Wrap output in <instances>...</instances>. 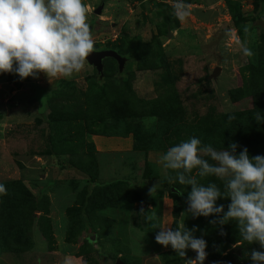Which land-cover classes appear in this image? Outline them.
<instances>
[{
	"label": "rangeland",
	"instance_id": "374dc122",
	"mask_svg": "<svg viewBox=\"0 0 264 264\" xmlns=\"http://www.w3.org/2000/svg\"><path fill=\"white\" fill-rule=\"evenodd\" d=\"M82 2L94 50H114L124 63L105 57L99 72L87 61L71 79L51 81L0 74V264L195 258L158 244L160 229L145 216L195 227L207 242L204 264H253L251 251L264 249L243 241L235 221L184 214L191 186L168 183L175 173L160 157L192 136L264 155V122L253 118L264 116V0H185L183 22L170 15L175 0ZM200 182L222 188L215 177ZM216 203L227 211L230 198Z\"/></svg>",
	"mask_w": 264,
	"mask_h": 264
},
{
	"label": "clouds",
	"instance_id": "9594fccd",
	"mask_svg": "<svg viewBox=\"0 0 264 264\" xmlns=\"http://www.w3.org/2000/svg\"><path fill=\"white\" fill-rule=\"evenodd\" d=\"M171 7L170 15L180 22L191 15L185 0H175ZM87 12L82 0H0V74L15 73L23 80L38 78L42 72L51 81L71 79L80 73L94 51ZM244 31L247 36V26ZM241 48L244 56L254 55L246 44L242 43ZM253 118L264 122L260 111ZM237 147L232 142L230 151L217 150L192 136L169 147L160 162L165 170L175 173L168 183L191 186L184 214L215 215L217 218L209 223L220 226L235 221L243 241L258 243L264 249V155L250 156L247 147L236 154ZM210 176L219 180L222 188L215 182H200ZM158 187H151L149 194L153 195ZM0 194H7L3 185ZM221 197L230 198L227 211L223 204L216 203ZM145 220L150 221L152 229H160L155 235L158 244L170 246L182 259L191 249L196 256L186 259V264H204L207 242L193 235L195 227L190 230L183 224L174 230L160 225L153 216H145ZM251 260L253 264H264V251L253 249Z\"/></svg>",
	"mask_w": 264,
	"mask_h": 264
},
{
	"label": "water",
	"instance_id": "95a60500",
	"mask_svg": "<svg viewBox=\"0 0 264 264\" xmlns=\"http://www.w3.org/2000/svg\"><path fill=\"white\" fill-rule=\"evenodd\" d=\"M99 10H97L98 12ZM105 57H112L114 58L120 65V67L123 66L124 60L121 58V56L114 50H101V51H96L94 50L90 56L87 58V61L95 66L97 71H101L102 69V60ZM92 240V238H91Z\"/></svg>",
	"mask_w": 264,
	"mask_h": 264
}]
</instances>
